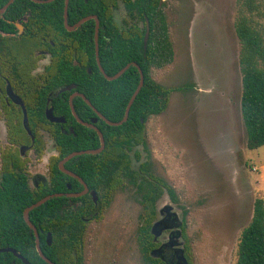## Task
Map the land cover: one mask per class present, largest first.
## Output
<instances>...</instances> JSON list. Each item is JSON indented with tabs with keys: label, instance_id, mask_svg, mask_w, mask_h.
<instances>
[{
	"label": "trees",
	"instance_id": "16d2710c",
	"mask_svg": "<svg viewBox=\"0 0 264 264\" xmlns=\"http://www.w3.org/2000/svg\"><path fill=\"white\" fill-rule=\"evenodd\" d=\"M6 0H0L2 5ZM63 3V0H59ZM76 0L69 4V23L80 17L96 14L99 17V60L106 74L114 75L126 64L136 62L144 75V84L135 97L128 118L120 125H110L97 116L94 109L81 97L73 98L76 114L88 121L96 117L97 127L104 136V149L96 154H82L69 160L65 167L78 173L89 188L95 190L100 199L92 208L87 206L86 196L76 211L63 207L66 197H53L32 209L30 220L37 227L40 246L44 254L56 264H83L82 248L87 220L83 217L100 211L110 203L112 188L132 185L135 197L142 206L141 225L138 240L145 258V264H169L170 254L154 257L150 250L155 246L151 227L157 219V201L167 192L173 200L175 193L165 180L154 175L149 161H140V153L130 151L133 147L145 145L146 122L153 115L164 112L168 106L171 89L159 84L152 76L153 68H162L174 59L173 43L164 10V0H123L126 17L122 30L113 21L111 11L115 0ZM239 10L235 18V31L240 42L239 64L242 74L241 113L246 130L249 149L264 146V31L252 16L257 0H238ZM115 8V6H114ZM80 10L77 15L76 10ZM60 11L62 12L61 6ZM59 11V12H60ZM55 16L48 8L37 14L39 30H45L53 18L56 33L68 36L72 52L56 55L53 62L41 74L37 85L31 74L34 66L29 63L31 41L25 39L5 40V51L0 49V60L8 68V78L12 86L24 93L29 127L34 136L27 134L23 125V112L4 113L9 145L0 153V248L12 247L32 264H49L37 252L33 231L23 217L24 209L47 194L65 191L66 181L72 187L81 188L68 174L61 171L54 161L49 182L30 184L27 159H22L17 145L32 146L34 154L41 157L44 140L41 129L50 132L60 157L72 151L98 148L100 138L95 129L80 124L73 116L68 100L69 92L53 98L54 114L62 116L65 123H54L45 115L48 93L69 84H75L72 92L83 93L98 111L110 121L123 118L127 103L135 91L140 71L130 65L118 78H105L97 64L94 44V21L81 23L74 31H68L63 24L62 14ZM132 19V20H130ZM149 35L146 46L144 35L146 26ZM32 36H30L31 38ZM77 48V49H76ZM82 50L88 61L77 65L72 55L74 50ZM55 101V102H54ZM66 132L61 130L60 126ZM72 127L73 132L69 131ZM15 148V149H14ZM136 161L137 165H134ZM77 184V185H76ZM99 214L98 217L99 218ZM182 220V219H181ZM185 253L188 245L185 238V222L181 224ZM51 233V243L46 236ZM186 256V255H185ZM0 264H25L12 252H0ZM236 264H264V200L256 198L253 215L242 230L238 244Z\"/></svg>",
	"mask_w": 264,
	"mask_h": 264
},
{
	"label": "rangeland",
	"instance_id": "374dc122",
	"mask_svg": "<svg viewBox=\"0 0 264 264\" xmlns=\"http://www.w3.org/2000/svg\"><path fill=\"white\" fill-rule=\"evenodd\" d=\"M255 6L253 19L264 28V0ZM164 10L174 59L151 73L171 89L169 102L147 120L145 145L130 154L138 151L140 161L148 160L151 172L174 190L175 200L165 192L156 206L171 205L185 222L191 264H236L254 201L264 200V146L247 147L241 113L240 42L234 26L239 2L164 0ZM124 15L120 5L119 22ZM6 133L0 114V152L9 145ZM42 137L43 155L29 151L25 156L30 177L47 175L48 158L57 154L54 140L47 133ZM141 210L132 187L115 191L101 216L87 224L85 264H143L137 243Z\"/></svg>",
	"mask_w": 264,
	"mask_h": 264
},
{
	"label": "flooded vegetation",
	"instance_id": "af4514ba",
	"mask_svg": "<svg viewBox=\"0 0 264 264\" xmlns=\"http://www.w3.org/2000/svg\"><path fill=\"white\" fill-rule=\"evenodd\" d=\"M8 1L9 0H6L2 5H0V49H3L5 51V48L7 45L5 43V40L6 41L7 40L16 41V40H22V39L26 38V41H28V40L31 41V44L29 46L30 55H29L28 60H29V63L31 62L32 64H34L32 70H31V74L35 78L37 85H40L41 74H43L45 72L46 67L49 66L53 62L56 55H61V56L63 55L64 56V55L72 52V44L70 45V43H69L70 41L68 39V36H66V37L61 36V35L56 33L57 27L53 21V18L60 14V12H61L60 6L62 9L61 14L63 17V24H64V27L66 30H68L65 26V6L66 5H67V18H66V20H67L68 25L72 26V25L76 24L80 19H82L86 16H90V15H95L97 17V19L99 21V25H100L99 17L94 13L82 16L78 20H76L75 22L69 23V4H70L71 0H68V4H66V0H63V3H61L59 0H13L11 3L8 4L7 7H4V5ZM100 2H103V0H101ZM79 3H80L79 0H76L75 5L80 7ZM120 5H122V7L124 8V11H125L124 1L123 0H115L114 4L112 5L111 15H112L113 21L117 23L119 30H122L121 28L124 25L123 19L126 17V13L121 18V20L119 22L120 17H118V13H119ZM114 6H115V8H114ZM45 8L50 9L51 13L53 14V18H52L49 26L47 28H43V29H47V32L45 30H39L41 28H39L38 21H37V14L39 12L43 11V9H45ZM78 13H80L79 9L74 12L75 15H77ZM88 20L94 21V34H95V23H96V21L94 18H90ZM88 20H86V21H88ZM130 20H132V19H130ZM86 21H84V22H86ZM84 22H82V23H84ZM79 27L80 26H77L74 30H76ZM74 30H68V31H74ZM30 36H32V37L30 38ZM98 37H99V32H98ZM93 40H94V38H93ZM94 44H95V41H94ZM76 49L74 50L72 55L77 54L79 59L74 57V63L77 65H82V63H85L88 61V58L86 57V54L84 53V51L80 50V51H78V53H76L77 52ZM5 62L0 60V114L3 115L4 113L16 112V111H22L23 112L22 106L20 104L16 103L13 100V98L7 92V83H8V81L10 82V80L8 78V68H6ZM11 87H12L13 93L15 95H17L18 97H20L24 102V93L22 92V89L19 88V90H17L12 86V84H11ZM61 88H59L57 90L56 89L52 90L48 93L47 100H46V107L52 106L53 112H54V105L52 102H53L54 97H57L60 93H63L62 94L63 98H59V99H64V94H65L64 92L71 91V92H69V95H68V100H69L70 95L74 92H77V91L72 92V89L66 90V91H60ZM77 93L78 94H76L74 96V98H76V97L83 98L80 95L81 94L80 92H77ZM69 104H70V102H69ZM24 105H25V102H24ZM60 123L62 124L65 122H59V124ZM60 128H61V130L66 132L64 130V128L62 127V125L60 126ZM40 133H41V135H42V133H47L48 136L51 137L50 132L46 131L45 129H41ZM15 147H17V150L19 151V155L21 156V153L19 150V145L15 146ZM55 149H56V147H55ZM92 149H94V148H92ZM83 150H86V149H83ZM29 151L34 153L33 145L30 146V149L27 152H29ZM56 151H57V149H56ZM77 151H80V150H77ZM72 152H74V151H72ZM57 154H58V152H57ZM57 154L52 155L48 158V162H47L48 174L47 175H43L41 173H38V174H35V175L30 177L28 174L30 184L34 185L35 187H38L39 183L44 184L46 182H49V180L51 178L50 169H51L53 162L57 161V165H58L59 161L68 155L67 154L63 157H60ZM84 154H89V153H84ZM80 155H82V154H80ZM75 156H78V155H75ZM75 156H73V157H75ZM72 158H70L69 160H71ZM22 159H27V158L22 157ZM69 160H67L65 162V164ZM70 171H72V170H70ZM72 172L76 175V177L71 176L69 174H68V176H70L75 182L80 183L82 186H81V188H75L74 189L72 187V183L70 181H66L65 184H66L67 189L65 191H61L63 193V195H61V196H64L67 199L66 200L67 202L64 204L63 207L66 206V208H68L69 211H76L82 203L81 199H79V198L86 196V200H87L86 204L89 208H92V205L90 204L89 199L91 198L93 206L96 205L100 199L98 193L95 190L88 187L89 190L85 194L76 195V193L81 192L84 188L83 183L80 180V179L83 180V178L78 173H76L74 171H72ZM126 185L128 187H132L134 189V187L132 185L127 184V182L126 183L123 182L122 187L111 189L112 196H113L115 191H117L118 189L125 188ZM92 191H94L96 193V196H97L96 201L94 200V197L91 193ZM54 193H56V192H54ZM134 193H135V190H134ZM61 196H57V197H61ZM111 200H112V198H111ZM111 200H110V203H111ZM110 203L107 206L103 207L102 210L94 211V212H92V214L90 212L89 216L83 217L84 220H87V224L89 222H91L92 220L97 219L98 214H99V216H101L102 211L104 209H106L110 205ZM158 214L161 216L160 218H162L166 215V212L164 210V212L161 213V208H160V209H158ZM158 214H157V216H158ZM158 219L159 218H157L156 220H158ZM141 222L142 221L139 218V226L141 225ZM172 223H174V222H171V221L167 222L168 225H172ZM139 226H138V229H139ZM173 230H174V228H168V229L163 231V233L161 235L162 237H164L165 232L168 233L166 236V239L163 241L155 240L154 236H153V241H154L155 246L153 247V249L150 250V252L152 250L160 247L163 244L162 249L160 250V255H163L164 253L170 254L171 257L169 259V264H180V260H179L180 251L178 249L179 245L176 244V241L173 238V233H172ZM161 236H159V237H161ZM137 243L139 246V252L141 253L143 264H145V260H144L145 258L143 257V253L141 251V245H140V242L138 240V235H137ZM84 246L85 245H84V240H83V248H82L83 264H85L84 255H83ZM185 255H186L189 263L191 264L188 251L185 253Z\"/></svg>",
	"mask_w": 264,
	"mask_h": 264
},
{
	"label": "water",
	"instance_id": "95a60500",
	"mask_svg": "<svg viewBox=\"0 0 264 264\" xmlns=\"http://www.w3.org/2000/svg\"><path fill=\"white\" fill-rule=\"evenodd\" d=\"M12 1L13 0H9L4 5V7H7L8 4L11 3ZM66 4H68V0H66ZM66 18H67V5L65 6V26H66V28L68 30H74L77 26H80L82 22H84V21H86V20H88L90 18H94L95 19V21H96V23H95V34H94L95 55H96L97 64L99 66V69L101 70V72L103 73V75L105 76L106 79L113 80V79L118 78L130 65H135V66L138 67V69L140 71L139 83H138L135 91L133 92L132 96L130 97V99H129L128 103H127L125 114H124L123 118L121 120H119V121H110L109 119H107L100 111H98L95 107H93V105L91 104L90 100L88 98H86L83 93L80 94L84 98L86 103L88 105H90L94 109V111L97 114V116L100 117L101 119H103L106 123H108L110 125H120V124H122L123 122H125L127 120L130 107H131L135 97L137 96L138 92L140 91L141 87L144 84V75H143V72H142L141 68L139 67V65L136 62H132V63L126 64L122 69H120L114 75L106 74V72L103 69V67L101 65V62L99 60V45H98L99 21H98L97 17L95 15L86 16V17L80 19L76 24H74L72 26L68 25ZM148 35H149V27L147 25L146 26V32H145V35H144V44H145V46H146V43H147V40H148ZM74 87H75V84H69V85H66V86L62 87L60 89V91L71 90ZM7 92L13 98V100L16 103H18V104H20L22 106V108H23V125H24V128L26 129L27 134L29 136H31L32 140H34V136L32 134V131H31L30 127H29V122H28V117H27V110H26V107L24 105V102H23V100L20 97H18L17 95H15L13 93V90H12V87H11V84H10L9 81L7 83ZM76 94H78V93L77 92L72 93L70 95V98H69L70 107H71V111L73 113V116L77 119V121L79 123L95 129V131L98 133L99 138H100V146L98 148H94V149H86V150H80V151L71 152V153H69L67 156H65L63 159H61L59 161V164H58L59 169L61 171H63L64 173L69 174V175L74 176V177H76V175L72 171H70L69 169H67L65 167V162L67 160H69L70 158H72L73 156H75V155H80V154H84V153H89V154L99 153V152H101L104 149V146H105L103 133L96 125L97 118L94 117V118H91L89 121H84L76 114L74 106H73V103H72V100H73V98H74V96ZM45 115H46L47 120L50 121V122H54V123L65 122V119L62 116H57V115L54 114L52 106L46 107ZM5 124H6V122H5ZM6 127H7V125H6ZM69 130L71 132H73L72 127H70ZM6 140H7V133H6ZM7 142H8V140H7ZM29 149H30V146H26V145H23V144L19 145V150H20V153H21L22 157L26 156L27 151ZM80 180L82 181L84 188H83V190L81 192L76 193V195L85 194L89 190L87 184L82 179H80ZM91 193H92V195L94 197V200L96 201V199H97L96 193L94 191H92ZM61 195H63L62 192H56V193L47 194L44 197H42L41 199H39L36 202L32 203L31 205L27 206L24 209V211H23L24 220L26 221L27 225L29 226V228L34 233L35 245H36L37 252L40 255V257L43 260H45L47 263H49V264H56V263L53 262L50 258H48L44 254V252L42 251L41 246H40V239H39V233H38L37 227L30 220L29 213H30V211L32 209H34L35 207H38L41 204L45 203L50 198L61 196ZM164 210L166 212V215L164 217L159 218L158 220H156L153 223L152 227H151V232H152V234L154 236V239L158 240L159 236L162 235L164 230H166L168 228H174L172 233H173V238L176 241V244L179 245L178 249L180 251V256H179L180 264H190L188 259H187V257L185 256V249L183 248V245H184L185 241L183 239V234H182V229H181L182 220L172 210V206L171 205L167 204L164 207H162L161 208V213L164 212ZM168 221H171V222H174V223H172V225H168L167 224ZM181 238H182V240H180ZM46 239H47L48 243L50 244L51 243V233H49V232L47 233ZM162 246H163V244L160 247L152 250L151 251V255L154 256V257L160 256V250L162 249ZM0 252H12L17 258H20L25 264H32L28 259H26L22 254L18 253L16 251V249H14L12 247L0 248Z\"/></svg>",
	"mask_w": 264,
	"mask_h": 264
}]
</instances>
